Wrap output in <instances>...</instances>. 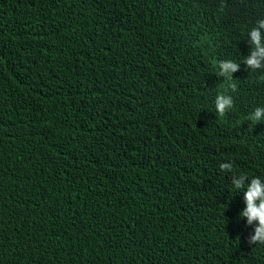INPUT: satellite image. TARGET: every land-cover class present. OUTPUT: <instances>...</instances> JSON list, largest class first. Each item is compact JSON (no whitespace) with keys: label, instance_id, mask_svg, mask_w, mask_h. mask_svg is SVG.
<instances>
[{"label":"trees","instance_id":"16d2710c","mask_svg":"<svg viewBox=\"0 0 264 264\" xmlns=\"http://www.w3.org/2000/svg\"><path fill=\"white\" fill-rule=\"evenodd\" d=\"M262 18L264 0H0V264H264L231 183L264 179V70L242 63Z\"/></svg>","mask_w":264,"mask_h":264},{"label":"clouds","instance_id":"9594fccd","mask_svg":"<svg viewBox=\"0 0 264 264\" xmlns=\"http://www.w3.org/2000/svg\"><path fill=\"white\" fill-rule=\"evenodd\" d=\"M264 18L258 19L249 30L250 47L244 51L242 63L253 72L264 70ZM218 76L227 81H233V73L240 70V63L235 60H223L218 62ZM232 91L236 90V84L230 83ZM233 107L231 95L220 93L215 100L216 113L223 117ZM254 123L264 121V107H257L248 117ZM222 172H232L233 164L230 161L219 165ZM232 186L235 190H243L245 207L240 211L241 219L246 218L248 226H252L253 232L248 236L249 246L264 244V179L256 176L249 178L245 174L233 175Z\"/></svg>","mask_w":264,"mask_h":264}]
</instances>
